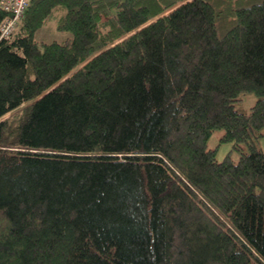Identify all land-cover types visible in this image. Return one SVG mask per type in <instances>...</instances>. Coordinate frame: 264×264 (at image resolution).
<instances>
[{
	"label": "trees",
	"instance_id": "1",
	"mask_svg": "<svg viewBox=\"0 0 264 264\" xmlns=\"http://www.w3.org/2000/svg\"><path fill=\"white\" fill-rule=\"evenodd\" d=\"M55 11L68 35L37 39ZM19 18L0 36V264H264V0ZM218 128L238 159L207 147Z\"/></svg>",
	"mask_w": 264,
	"mask_h": 264
},
{
	"label": "rangeland",
	"instance_id": "2",
	"mask_svg": "<svg viewBox=\"0 0 264 264\" xmlns=\"http://www.w3.org/2000/svg\"><path fill=\"white\" fill-rule=\"evenodd\" d=\"M21 1V5L23 3V0H18V2ZM57 12L55 11L53 16H51L48 20L47 23L42 26L41 28H39L36 32H35V36L37 39L41 40H50V39H58V40H62L64 39L68 33L67 32H62L58 29H56V21H57ZM20 16V15H19ZM19 16L15 19H11V21H9L7 27L9 26V30L10 33L12 30H14L17 27V20H19ZM5 19V18H4ZM15 23V25H14ZM5 25H6V19H5ZM13 25H14V29H13ZM6 35H8L6 33ZM255 100V96L251 93H248L246 95H244L242 101L238 104L239 109L241 110H248L250 108V106L254 103ZM237 107V108H238ZM223 134V129L218 128L215 129L211 132L210 136L207 139V147L209 148H215L216 149V158L217 159H222L225 155L229 154L231 156L232 159H238L239 156V152L240 150H238L236 147L233 146V143L231 141H222L221 140V136ZM260 147L262 148V150L264 151V140H260ZM247 150V149H245Z\"/></svg>",
	"mask_w": 264,
	"mask_h": 264
},
{
	"label": "built area",
	"instance_id": "3",
	"mask_svg": "<svg viewBox=\"0 0 264 264\" xmlns=\"http://www.w3.org/2000/svg\"><path fill=\"white\" fill-rule=\"evenodd\" d=\"M0 4L4 9L12 12V15L10 18H5L6 19V25H5V19H3L0 22V34H1L0 36L1 37H7L10 34V30H11V29L9 30V26L7 27L9 21H11V19H13L15 17L17 18L22 13V11L26 5V0H23L22 5H21V1L18 2V0H0ZM9 25H10V23H9ZM14 25H15V23H14ZM14 25H13V29H14ZM6 33L8 35H6Z\"/></svg>",
	"mask_w": 264,
	"mask_h": 264
},
{
	"label": "bare ground",
	"instance_id": "4",
	"mask_svg": "<svg viewBox=\"0 0 264 264\" xmlns=\"http://www.w3.org/2000/svg\"><path fill=\"white\" fill-rule=\"evenodd\" d=\"M22 16V15H21ZM10 18V17H9ZM20 19V18H19ZM16 26V25H15ZM12 33V32H11Z\"/></svg>",
	"mask_w": 264,
	"mask_h": 264
}]
</instances>
